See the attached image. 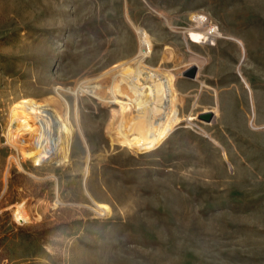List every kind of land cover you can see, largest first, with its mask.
Wrapping results in <instances>:
<instances>
[{"label": "rangeland", "instance_id": "1", "mask_svg": "<svg viewBox=\"0 0 264 264\" xmlns=\"http://www.w3.org/2000/svg\"><path fill=\"white\" fill-rule=\"evenodd\" d=\"M0 264H264V0H0Z\"/></svg>", "mask_w": 264, "mask_h": 264}, {"label": "water", "instance_id": "2", "mask_svg": "<svg viewBox=\"0 0 264 264\" xmlns=\"http://www.w3.org/2000/svg\"><path fill=\"white\" fill-rule=\"evenodd\" d=\"M198 74H199V69L197 66H193L189 69H187L184 73H183V77L190 79V80H197L198 78ZM204 121L211 123L214 121V114L213 113H206L201 117Z\"/></svg>", "mask_w": 264, "mask_h": 264}, {"label": "bare ground", "instance_id": "3", "mask_svg": "<svg viewBox=\"0 0 264 264\" xmlns=\"http://www.w3.org/2000/svg\"><path fill=\"white\" fill-rule=\"evenodd\" d=\"M205 16H206V15H204V16H203V15H198V16L196 17V19L193 20L194 23H195V27H196L199 23H202L204 19L208 20Z\"/></svg>", "mask_w": 264, "mask_h": 264}]
</instances>
